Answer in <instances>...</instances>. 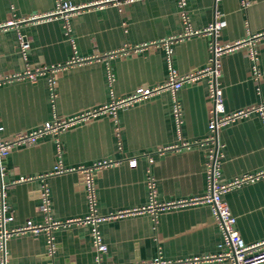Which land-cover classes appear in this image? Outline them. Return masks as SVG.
<instances>
[{
  "label": "crops",
  "instance_id": "crops-1",
  "mask_svg": "<svg viewBox=\"0 0 264 264\" xmlns=\"http://www.w3.org/2000/svg\"><path fill=\"white\" fill-rule=\"evenodd\" d=\"M86 4L97 0H66ZM185 0L193 30L207 28L218 14L222 24L216 40L232 43L264 31V0ZM55 0H0V23L11 16L45 13ZM177 0H134L118 7L106 4L68 20L56 18L0 32V77L31 69L64 64L73 55L104 56L111 52L167 40L183 33ZM27 43L26 57L19 51L18 35ZM212 35L183 38L54 74L0 84L2 139L30 131L55 116L68 118L108 105L141 86L165 82L169 66L179 75L203 69L209 62ZM219 86L225 113L264 102V40L257 44V72L247 49L224 54ZM177 104L179 120L173 109ZM207 77L184 83L174 97L169 91L141 104L119 109L116 121L103 114L69 128L58 136L44 135L33 145L13 147L3 160L2 181L7 231L26 222L45 224L40 192L47 190L49 219L66 222L89 214L81 177L76 172L52 174L58 162L78 168L113 160L116 164L97 172L96 213L107 215L151 205L203 196L207 191V155L217 149L219 183L264 170V128L257 113L221 127L214 143L206 141L211 118ZM116 128L118 129L116 131ZM187 143L188 146H182ZM60 149V154L57 148ZM171 150L159 153L162 148ZM136 165L131 167L129 161ZM20 178L27 181L17 182ZM235 218V229L245 244L264 240V177L234 187L222 195ZM98 232L107 250L102 264H133L161 258L184 260L221 252L223 234L207 204L190 205L154 213L145 211L103 221ZM1 230V228H0ZM92 226L70 223L50 231L54 253L47 255L48 232L13 234L4 241L5 264H95ZM1 264V252H0ZM203 264H229L226 260Z\"/></svg>",
  "mask_w": 264,
  "mask_h": 264
},
{
  "label": "built area",
  "instance_id": "built-area-1",
  "mask_svg": "<svg viewBox=\"0 0 264 264\" xmlns=\"http://www.w3.org/2000/svg\"><path fill=\"white\" fill-rule=\"evenodd\" d=\"M134 0H97L89 2L86 4H71L66 0H55L54 9L45 12L38 13L22 18H14L11 16L5 22L0 23V32L7 30L9 28L17 29L21 25L28 24H39L52 19L59 18L64 21L65 28L67 30V24L69 18L78 15L86 10L93 8H99L106 4H114L118 7L123 4L130 3ZM218 0H215L217 2ZM241 5L246 7L249 5L248 0H240ZM177 5L179 8V16L183 24V33L178 36L171 37L167 40H160L158 42H152L149 44H141L127 49H122L117 52H111L109 54L102 56H88L79 57L73 55L70 60L64 64H58L53 66H45L40 68L31 69L26 67L25 70L19 73H12L9 75L0 77V84L12 81L27 80L29 82H36L39 76L48 75L49 86L51 90L54 89L55 79L54 74L56 72L71 68L74 66H80L88 64L93 61L100 60L104 57H112L118 54H124L128 52H138L145 48L155 46V45H165L168 53H170V44L174 41L182 40L190 36L198 35H212L214 40L210 47L211 57L208 64L200 70H195L188 74L179 75L171 66H169V76L167 80L161 84L155 86H141L135 90L134 93L125 96L123 98H114L108 105L101 106L99 108L90 109L85 112H81L75 116L68 118L54 117L51 121H47L38 127L30 130L18 132L10 136L8 140L2 139V126L0 125V252H1V264H5L6 257L4 255V241L13 234L31 232L37 234L43 230L48 232L49 238L47 240V255L52 256L54 253V244L52 237L50 236V231L61 225H66L70 223L85 225L90 224L92 226L91 237L93 249L95 252V264H102V256L106 252L107 247L102 242L101 236L98 232V225L107 220H115L127 215L139 214L145 211L155 212L157 210H168L171 208H179L190 205L197 204H207L214 215L215 222L221 228L223 234V247L220 253L205 256H195L192 258H187L184 260H162L161 258H156L153 260L137 262L133 264H203L215 261L226 260L229 264H264V240L255 244H245L239 233L235 229V218L232 216L228 205L222 199V195L234 187L240 186L241 184L253 182L258 178L264 177V170L257 172L255 174L244 175L240 178H235L234 180L227 183H219V158L217 155V149H210L207 155V191L203 196L176 200L173 202L156 204L154 202L155 190L152 181L149 182L150 195H151V205L146 208H136L134 210H120L107 215H99L96 213V185L95 176L97 172L104 168L116 164L113 160H103L98 161L90 166H80L78 168H63L61 163L58 162L55 167V171L52 174H62L69 172H76L80 175L83 188L86 195V200L89 208V214L85 218H78L74 220H69L66 222H53L49 219V199L47 190L40 192L41 205L39 207L40 211L45 214L46 223L45 224H34L31 221L26 222V224L18 229L7 231L4 228V224L11 218L5 216V206L3 204L4 197V187L2 177L4 168L2 166L3 160L8 156L11 149L17 146L23 145H33L39 138L44 135L50 134L58 136L63 131L86 123L98 116L103 114H108L116 121V114L119 109H126L128 107L134 106L136 104L143 103L146 99L160 94L164 91H169L171 94L175 93L182 87L184 83H193L202 77H207L209 86V98L211 102V118L208 123L209 135L206 139L209 143H214L216 140V135L218 130L225 126L226 124L233 122L239 118L245 117L252 113H257L260 116L262 126L264 128V102L257 104L255 106H250L236 111L232 114L225 113L223 105L222 90L218 83V78L220 76V60L224 54L233 52L235 50L246 48L248 56L253 63V70L257 72V44L260 40H264V31L257 34H248V36L240 41L232 43H221L217 39L218 34L221 29V22L219 20L218 14H215L212 23L202 30H193L189 23V18L185 9V0H177ZM18 35V46L19 51L23 57H26L27 53V43L21 34ZM174 115L177 120H179V108L178 105H174L173 109ZM118 129L116 128V131ZM182 146H188L187 143H182ZM172 147L159 149L158 152L162 153L167 150H171ZM60 154L59 147L57 148ZM129 165L134 167L136 162L134 159L129 161ZM28 178H20L17 182L27 181Z\"/></svg>",
  "mask_w": 264,
  "mask_h": 264
}]
</instances>
